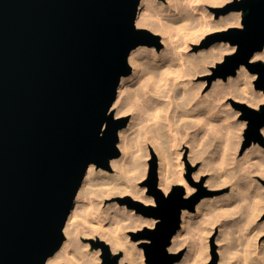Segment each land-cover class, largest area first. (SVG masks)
Returning <instances> with one entry per match:
<instances>
[{
    "label": "water",
    "instance_id": "obj_1",
    "mask_svg": "<svg viewBox=\"0 0 264 264\" xmlns=\"http://www.w3.org/2000/svg\"><path fill=\"white\" fill-rule=\"evenodd\" d=\"M141 0H0V264H46L65 239L64 228L92 162L108 166L120 153L119 129L127 116L111 111L129 55L159 35L136 23ZM244 11L241 26L210 36L236 44L215 67L235 75L246 63L264 90V0H231L220 9ZM248 120L246 144L264 139L260 109L238 102ZM148 183L156 204L127 196L130 206L159 218L133 231L148 264H172L169 251L182 210L195 209L204 192L190 197L176 186L165 194L152 162ZM102 264H119V253L103 239ZM60 264H67L65 262Z\"/></svg>",
    "mask_w": 264,
    "mask_h": 264
},
{
    "label": "bare ground",
    "instance_id": "obj_2",
    "mask_svg": "<svg viewBox=\"0 0 264 264\" xmlns=\"http://www.w3.org/2000/svg\"><path fill=\"white\" fill-rule=\"evenodd\" d=\"M229 1L231 0L140 1L136 19L137 26L160 33L164 46L158 47L156 45L158 43L140 44L131 50L129 55L131 70L121 76L118 93L111 107L115 116L131 114L127 124L119 129L118 147L120 153L110 158L108 168L95 162L89 165L64 228L65 239L59 249L49 256L46 264L63 262L67 264H101L102 247L97 246L95 249L88 250L87 246L90 247L92 243L91 241L83 243L82 236L111 242L113 252L123 249L124 255L121 263L147 264L141 243L148 239L133 240L127 231L140 229L144 226H154L159 218L145 216L135 210V207L129 206L127 201L122 206L116 201L115 204L118 206L114 208L111 205H105V202L111 196L120 197L131 194L132 198L145 203H156L155 197L147 193L146 185L138 186V181L147 174L148 158L153 153L149 143L154 144V149L158 153V185L166 193H169L178 184H185L186 195L195 192L197 186H191L184 177L182 143L185 144V142L182 141V138H187L186 143L192 145L191 158L193 161L203 158L200 170L194 174L196 180H199L205 171H211L206 185L221 186L231 181L237 182V185L227 195L214 196V198L202 197L196 204L195 210L184 208L181 227L174 234L169 249L172 251L180 247L182 230L193 221L194 217L202 216V220L205 222L210 219L207 217L213 216V211L217 208L221 211H218L220 213H217V217L231 209L235 210V213H237V209H240L242 220L246 218V221H243L247 222L244 223L246 227L242 229L244 225L241 224L243 227L239 226L241 228L236 230L240 233L225 231L224 237L221 238L225 240V243L220 247L221 260L229 262V264H264V243H260V245L257 234L253 232L257 226L255 219L264 210V206L257 207L262 199H260V193L257 190H251L252 183L249 182L251 180H248L253 176V168L256 166L255 172L257 171L264 178V148L259 143H254L251 149L246 152L245 157L249 155L256 164L251 168L250 163V168L253 170L251 172L246 166H243L244 161L235 160V153L232 152L234 157H228L231 155L229 154L231 151L227 155L226 151L229 150L226 148H230V146L227 147L228 144L225 143L226 146H224L222 144L223 137L219 139L220 137L216 135L218 132H215L219 125V122L216 125L215 121L217 119L224 121L228 116L224 115L225 113L223 114L222 108H220L223 99L233 96L235 100L240 99L249 105L259 104L264 101V90L253 89L252 81L257 77V73H251L248 65L242 63L238 67L236 75H229L227 79L219 78L214 87L209 89L210 91H203L207 80H196V77L201 73L212 71L215 66L213 64L222 59L228 51L236 50L237 45L222 40L213 43L210 47H202L198 51L190 52L191 48H194V44L202 42L213 31L242 23L244 11L231 10L227 13H219L213 9V7L225 5ZM161 41L159 42L161 43ZM252 59L264 60V48L257 50ZM139 123L143 125L141 124L139 128L135 129ZM227 128L229 131L231 127L226 126ZM218 131L221 132L220 129ZM261 131L264 134V126ZM227 134L229 135V133L225 135L227 136ZM221 136L223 135L221 134ZM226 136L225 138L230 142L231 136H229L230 138ZM216 138L222 143L212 142ZM213 143L215 144L214 151H211V157L208 158V155L205 154L207 153L206 148L212 147ZM207 144L209 145L205 148L204 145L207 146ZM237 146L235 147L237 148ZM174 153L177 167L172 171L171 163ZM255 158H258V161H255ZM229 161L233 162V166L237 169L235 171L231 169L232 172L228 170V173L226 165L230 164ZM243 167L246 169L244 172H240L243 171ZM242 175L247 179L245 181L242 179L243 182H240ZM253 178L255 179V177ZM246 189L253 193L254 197H251L255 200L254 204L253 202L251 204L253 206H249L251 194L247 197ZM247 190L246 192H248ZM248 207L250 209L254 207L252 210L258 208V214L256 210V214L254 212L252 214L250 212L252 210ZM126 210L127 212H125ZM232 212L234 211L231 210ZM232 214L234 215V213ZM227 215L229 216L228 212ZM233 215L230 216L234 217L235 215ZM225 216L224 218H226ZM122 219L125 222L128 221L125 228L120 224ZM106 220L108 225L104 223ZM204 222L203 224H205ZM201 223H196V226L191 225L192 243L189 260H193L194 264H202L210 259L209 251L206 253L203 251L208 248L209 236H206L205 229L207 227L202 226ZM206 223L209 222L206 221ZM197 237L201 240V246L197 242L199 239ZM241 239L244 244L243 250L236 247V242L238 243Z\"/></svg>",
    "mask_w": 264,
    "mask_h": 264
},
{
    "label": "rangeland",
    "instance_id": "obj_3",
    "mask_svg": "<svg viewBox=\"0 0 264 264\" xmlns=\"http://www.w3.org/2000/svg\"><path fill=\"white\" fill-rule=\"evenodd\" d=\"M227 4V3H226ZM225 4V5H226ZM225 5H222V6H218V7H213V9H216V11L217 12H219V13H224V12H222L221 10H218L219 8H221V7H224ZM227 13V12H226ZM242 25V23H240L239 25H236V26H241ZM149 29V28H148ZM224 30V29H223ZM152 31V30H151ZM218 31H220V30H216V31H213L212 33H210L202 42H200L199 44H194V48H191V51L190 52H195V51H198V50H200V48H202V47H210L213 43H215V42H218V41H222V40H215L214 42H212L209 46H205L204 45V43H205V41H207L209 38H210V36H212L213 34H215L216 32H218ZM154 33H156V32H154ZM156 34H158L159 35V40L161 41V37H160V33H156ZM223 41H227V40H223ZM230 42V41H229ZM158 47H163L164 46V43L161 41V45H158V44H156ZM235 50H230V51H228L227 52V54H229V53H232V52H234ZM226 54V55H227ZM225 55V56H226ZM225 56L222 58V59H219V60H217V62L216 63H214L213 64V69H212V71H210V72H205V73H201L199 76H197L196 77V80H207L206 81V83H205V86H204V88H203V91H205V92H207V91H210L213 87H214V84H215V82L216 81H218V79L219 78H222V79H227V78H223V77H221V76H217L216 75V72H215V67H217V64H218V62H221V61H223L224 59H225ZM253 60V59H252ZM253 61H258V60H253ZM262 61H264V60H262ZM251 71V73H253V74H255V73H257V72H254V71H252V70H250ZM237 74V73H236ZM235 74V75H236ZM258 78V73H257V77L256 78H254L253 79V81H252V86H253V89H256V85H255V81H256V79ZM210 89V90H209ZM222 103H221V106H220V108H222L221 109V111H223L222 113L224 114V115H228L225 119H224V121H219L220 119H217V121H215V123L217 122V124L216 125H218V122H219V125H218V129L216 130L215 129V132L217 133L216 135H217V137H220L219 139H221V137H223V139H222V142H221V140L219 141L217 138H216V140H214V141H212V142H217V141H219L220 143H222L223 145H224V143L227 145L228 144V146L227 147H229L230 146V148H226V149H228L229 151H226L227 152V155H228V153L231 151V153H229V154H231V155H229L228 157H230L231 158V156L232 157H234V155H235V160H239V161H244V163H245V161H246V163H245V165H244V163H243V166L245 167L246 166V168H248L251 172L253 171L251 168H253V166L252 165H256L255 164V162H254V160L252 161V159L253 158H250L249 157V155L247 156L248 157V159L246 160V158L247 157H245L246 155V152L248 151V150H250L251 149V147L253 146V144L254 143H259L263 148H264V139H263V141L262 140H253L252 142H251V144L250 145H247V146H245V144H246V140H247V138H246V130H247V127H248V120L247 119H245V118H242V114H243V111H242V109L238 106V102H242L240 99H237V100H235V98L233 97V96H229V97H226L225 99H223L222 101H221ZM264 103V101H262V102H260L259 104H254V105H250V106H252V107H255V108H258V109H260V107H261V104H263ZM121 116H127L128 117V121H129V119H130V117H131V114H124V115H121ZM229 118V119H228ZM228 121V123H227V121ZM127 121V122H128ZM144 122H146V121H144ZM144 122H142V123H144ZM142 123H139V125L137 124V126H135L136 128L135 129H137V128H139V126H141V124ZM226 123V124H225ZM231 123V124H230ZM223 124V126H221ZM143 125V124H142ZM228 125H230V126H228ZM220 126V127H219ZM226 126L227 127H231L230 129H229V131H228V128L226 129ZM225 127V128H224ZM221 128H223L222 130H225V131H223L222 132V130H221ZM220 129V131L221 132H219L218 130ZM225 132V133H224ZM226 133H229V135L227 134V136L225 135ZM232 135H231V134ZM263 133V132H262ZM218 134H220L219 136H218ZM221 134L223 135V136H221ZM225 136L226 137H228V138H230L229 136H231V138H230V142H229V140L227 139V138H225ZM263 136H264V134H263ZM225 138V139H224ZM240 138V139H239ZM186 139L187 138H185V139H183L182 138V141L183 142H185V144L184 143H182V147H183V155H182V160H183V163H184V167H185V172H184V177L186 178V180H187V182L191 185V186H197V189L195 190V192H193L192 194H190V195H186V186H185V184H178L177 186H181V187H183V189H184V195L185 196H187V197H190V196H192L193 194H195V193H198V192H200V191H202V192H204V195L202 196V197H204V196H208V197H213L214 198V196H224L225 194L227 195V193L229 194V192H231L232 190H233V188L234 187H236V185H237V182L236 183H234V181H231V182H228V183H226V184H223V185H221V186H210V185H206V180L209 178V176H210V172L211 171H205L202 175H201V177L199 178V180H196L197 178L195 177V173H197L199 170H200V168H201V166H202V164H203V158H200L199 160H197V161H193V158H191V147H192V145L190 144V143H186ZM206 139V138H205ZM239 139V140H238ZM224 140V141H223ZM226 140H228L227 142H225ZM205 141V140H204ZM240 141V142H239ZM218 142V143H219ZM237 143L238 144V146H237V144H235V143ZM212 144L211 146L212 147H208V145L209 144H207V146L206 145H204V147L206 148V147H208V149L206 148V151H207V153H205V154H207L208 155V158H210L211 157V154H212V152L211 151H214V146H215V144ZM234 143V144H233ZM150 145H149V147H150V149L151 150H153V153L151 154V156L148 158V171H147V174H146V176L144 177V178H142V179H140L139 181H138V186H147V193L148 194H152L154 197H155V200H156V196H155V194H154V192L153 191H151V189H150V185H149V183H148V179H149V172H150V169H151V165H152V162H154L155 161V163H156V166H157V185H158V181H159V177H158V166H159V158H158V153L155 151V149H154V144L153 143H149ZM226 145H224V146H226ZM233 145V146H232ZM235 146H237V148L235 147ZM235 147V148H234ZM204 148V149H205ZM211 148H213L212 150H211ZM232 148V149H231ZM233 148H234V150H233ZM210 149V150H209ZM208 151H210V152H208ZM236 151V152H235ZM232 152L233 153H235L234 155H232ZM210 153V154H209ZM207 155H205V156H207ZM172 156H173V159H172V171H174V170H176L175 168L177 167V163H176V158L174 157L175 156V153L174 154H172ZM238 156H239V159H238ZM242 156H244V157H242ZM175 158V159H174ZM207 157H206V159H208ZM237 158V159H236ZM244 159V160H242V159ZM251 159V160H250ZM258 158H255V161L257 160ZM231 160H233V159H231ZM250 162H249V161ZM258 161V160H257ZM229 168H228V166L226 165V169H227V171H226V169H225V171L226 172H228V170H230L229 172H232L231 171V169L233 170L234 169V171L237 169V168H235L233 165L234 164H232L233 162H231V161H229ZM250 163H251V168H250ZM233 167H232V166ZM101 166H103V165H101ZM247 166H249V167H247ZM104 167H107L108 168V166H104ZM232 167V168H231ZM243 167V171H240V172H244V169H246V168H244ZM255 167V166H254ZM248 169H247V171H248ZM254 169V172L252 173L253 174V176L251 177V179L250 178H248V180H251V181H249L250 183H252L251 184V187H252V189L251 190H253V189H255V190H257L260 194V199H262L261 200V202H259V205L257 206V207H259V206H264V178L263 177H261L260 175L261 174H259V173H257V171L255 172V169L257 170V166H256V168H253ZM233 171V172H234ZM259 171V170H258ZM228 172V173H229ZM249 172V171H248ZM239 173V172H238ZM259 174V175H258ZM258 175V176H257ZM253 177H255V179L253 178ZM253 178V179H252ZM245 181V179H247V178H243V175H242V177H240V182H243V180ZM248 180H246L247 182H248ZM249 182H248V184H249ZM158 187L159 188H161L159 185H158ZM161 190L165 193V194H169L172 190H173V188L169 191V193H166L162 188H161ZM247 190V189H246ZM246 190H245V193H246V195H247V197H249V195L251 194V196L249 197V199H251V201H250V205L249 206H253V205H251L252 204V202H253V204H254V199H252L254 196L252 195L253 193H252V191H249V190H247L248 192H246ZM127 196H131V194H126V195H124V196H120V197H116V196H111V198L109 197L108 199H106V202H105V205H111V206H113V208L114 207H116V206H118L117 204H115V202L116 201H118V204L119 205H123L124 204V202L126 201L125 200V198L127 197ZM132 197V196H131ZM252 197V198H251ZM136 199V198H135ZM202 199V198H201ZM200 199V200H201ZM137 200H139V199H137ZM248 202H249V200H248ZM110 203V204H109ZM128 203V202H127ZM147 204H152V203H147ZM154 204H156V203H154ZM236 204V203H235ZM234 204V205H235ZM128 205V204H127ZM233 205V206H234ZM248 205V204H247ZM130 206V205H129ZM131 207H134V206H131ZM239 208V207H238ZM249 209H250V207H248ZM254 207H251V209L250 210H252ZM195 209H196V206H195ZM195 209H193V210H195ZM236 209V208H235ZM248 209V210H249ZM258 209V208H257ZM257 209L255 208L254 210H252V211H250L252 214H253V212H254V214H256L255 213V210H256V212H257ZM259 209H261V208H259ZM135 210H137L136 208H135ZM231 210L232 211H234V212H232V213H234V215L231 213ZM230 211H226L224 214L223 213H221L222 214V216H218L217 217V213H220L221 211L220 210H218V208L217 209H215L214 211H213V216H211V217H207V218H210L209 220H206L207 222H209V223H206V221L204 222V220H202L203 219V217L202 216H196V217H194V219H193V221H191L189 224H188V226L186 227V228H184L183 230H182V234H181V237H180V247L178 248V249H175V250H170L169 249V251L170 252H172V253H178V254H181V257L177 260V261H175L174 263H178V264H194V261L193 260H189V254H190V249H191V243H192V239H191V225H194V226H196V223H201L202 224V226L203 225H205L207 228L205 229V231L207 232L206 233V236L208 235L209 236V240H208V248H207V250H205V249H203V251H205V253L206 252H208L209 254H210V259H209V261H204L202 264H229V262H226V261H224V260H221V251H220V247L225 243V240H223V239H221V238H223L224 237V233H225V231L226 230H229V231H235V233H240V231H238V232H236V230H239L241 227H243L242 225H244V223L246 224L247 222H243L244 220L246 221V218L245 219H243L242 220V217H241V211H240V209H237V213H235V210H233V209H231ZM239 210V211H238ZM216 211V212H215ZM218 211H220V212H218ZM262 211V210H261ZM123 212H124V208H123ZM125 212H127V210L125 211ZM139 212V211H138ZM216 213V215H215V213ZM227 212H228V214H229V216L230 215H233L234 217H232V216H228L227 215ZM241 214H240V213ZM259 212V211H258ZM258 212H257V214H258ZM140 213H142V212H140ZM143 214V213H142ZM250 214V213H249ZM216 217H215V216ZM226 217V218H224V216ZM238 215H240V216H238ZM145 216H147V215H145ZM258 217L255 219V225H257L256 226V228H254V230H253V232L254 233H256L257 234V236H258V240H259V244L261 243V244H263L264 243V210L261 212V213H259V215H257ZM150 217H154V216H150ZM221 217V218H220ZM223 217V218H222ZM228 217V218H227ZM241 217V218H240ZM256 217V216H255ZM214 218H218L217 219V222H216V219H214ZM220 218V219H219ZM237 218V219H236ZM240 219V222H239V219ZM199 220H201V221H199ZM219 220V221H218ZM222 220V221H221ZM231 220V221H230ZM238 220V221H237ZM197 221H199V222H197ZM239 222L240 223V225H238L239 223H237V222ZM242 221V222H241ZM124 222V223H123ZM203 222L205 223V224H203ZM211 222V223H210ZM105 224L107 223V225H108V221L106 220L105 222H104ZM235 223V224H234ZM257 223V224H256ZM89 224V223H88ZM122 226H123V228H125V226L128 224V221H126L125 222V220L124 219H122L121 220V223H120ZM208 226H207V225ZM228 224V225H227ZM232 224H234V225H236V226H234V225H232ZM242 224V225H241ZM86 225H87V223H86ZM85 225V226H86ZM106 225V226H107ZM110 225V224H109ZM204 226V227H205ZM239 226H241L240 228H239ZM86 227H88V226H86ZM151 227H153V226H151ZM181 227V226H180ZM237 227H238V229H237ZM245 225H244V227L242 228V229H245ZM143 228V227H142ZM141 229V228H140ZM232 229H235V230H232ZM247 229V228H246ZM139 229H133V230H131V231H127L128 233H130L131 234V238L133 239V240H138V239H134L133 238V236H132V232L133 231H138ZM223 233V234H222ZM232 233H234V232H232ZM199 234V233H198ZM198 234H196L197 236H198ZM199 237H197V239H198ZM84 239V240H83ZM244 239V238H243ZM243 239H241L240 241H238V243L236 242V247L237 248H240V249H242L243 250V248H242V246H244V244L242 243L243 241ZM81 240L83 241V243H85V242H87V241H91V246L89 247V246H87L88 247V250H91V249H95V248H97V240H94V239H90V238H87V237H85V236H82L81 237ZM103 240H105V239H103ZM85 241V242H84ZM106 241V240H105ZM107 242V241H106ZM197 242H198V244H200V246H201V240H200V238L197 240ZM241 242V243H240ZM109 244H110V246H111V249H112V243L111 242H108ZM172 243V242H171ZM240 243V244H239ZM260 244V245H261ZM171 245V244H170ZM86 248V247H85ZM143 249H144V247H143ZM239 249V250H240ZM86 250V249H85ZM87 251V250H86ZM88 252V251H87ZM112 252H113V249H112ZM114 253H119L120 254V257H119V264H129L128 262H120L121 261V259H122V256L124 255V250L122 249H120V250H118V251H114L113 252V254ZM145 253V252H144ZM101 256H102V252H101ZM102 261H103V256H102ZM102 261H101V264H102ZM145 262L148 264V262H147V260H146V255H145Z\"/></svg>",
    "mask_w": 264,
    "mask_h": 264
}]
</instances>
